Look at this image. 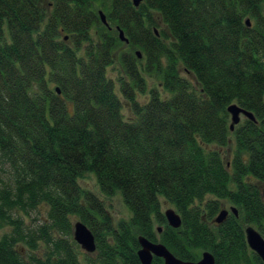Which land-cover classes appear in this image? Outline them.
Returning <instances> with one entry per match:
<instances>
[{
  "label": "trees",
  "instance_id": "obj_1",
  "mask_svg": "<svg viewBox=\"0 0 264 264\" xmlns=\"http://www.w3.org/2000/svg\"><path fill=\"white\" fill-rule=\"evenodd\" d=\"M263 8L264 0H143L138 8L132 0H0V230L11 229L0 237V264H140L139 236L183 261L207 251L215 264H263L244 234L252 226L264 237ZM116 27L128 39V119L107 75L122 45ZM144 75L166 96L150 89L140 105ZM231 104L256 121L231 132ZM88 173L100 195L121 196L128 221L115 225L80 185ZM161 200L180 228L167 225ZM224 201L237 217L216 225ZM41 209L44 223L26 230L25 216ZM71 217L95 237V257L84 263L69 241ZM37 241L45 253L25 260L17 247L35 250Z\"/></svg>",
  "mask_w": 264,
  "mask_h": 264
},
{
  "label": "rangeland",
  "instance_id": "obj_2",
  "mask_svg": "<svg viewBox=\"0 0 264 264\" xmlns=\"http://www.w3.org/2000/svg\"><path fill=\"white\" fill-rule=\"evenodd\" d=\"M262 10H263L262 12L264 13V8ZM157 30L159 31V33L164 32L167 36H169V32H168L167 28L165 27V25L160 20H159V27ZM91 35H92V39L96 40L95 31H92ZM121 44L122 45L119 46V48L117 49V51L114 54L113 64L107 68V75L114 82L115 93L117 94V96L119 97V99L121 101L123 117L125 119H128V118L132 117V113L130 111V107H129L128 103L126 102L125 98L121 94V82H123L122 79L124 78V81L127 80L125 78L123 72H122L121 57H122V55L129 53V49L127 47V44H125L123 42H121ZM134 52H139V51L134 50L132 53H134ZM138 59L140 60L141 64L144 62V55L140 54V52H139ZM181 73H182L183 77H185L189 81L193 82V80H194L193 77L191 75H188L185 72H183L182 68H181ZM144 78L147 82V92L145 94L137 93L135 95L136 101L140 105H144L148 101V96H149L148 91L150 89L157 88V90L159 92H161L163 97L166 96L163 93L162 86H160V81L158 78L148 77L145 75H144ZM244 119L245 118L241 116L240 123ZM233 146L234 145L232 143V138H231V140L229 142V147H227L223 150V156H224V159L226 162H229L231 159ZM80 185L84 189L90 190L92 193H94L98 198H100L102 200V203H104V205H105L106 209L108 210L110 216L112 217V221L115 225L121 220L128 221L130 214H129V211L126 208V206L123 204L121 196L119 194H115L111 197H105V196L100 195V192H99V189H98V186L96 183V179L92 174H89V173L85 174L84 178L80 180ZM230 206L231 205L225 201L221 203V209H223V208L228 209ZM167 209L175 210L170 204L161 200V212L164 213ZM45 218H46V212L42 209L40 211L32 212L29 216H25L24 222H25L26 230H34L35 231L42 223H44ZM78 221L79 220L76 217H71L72 234H71L69 241H70V243L71 242L73 243V247L76 250V252L78 253L79 259L84 263V256L85 255L95 257V254L94 253L93 254L85 253L80 248V246L74 241V239H73V225ZM159 226L160 225H158L157 223H154V225H153L154 228H158ZM10 231H11V229L9 227L1 229L0 230V237L4 233H8ZM156 235H158V234H156ZM36 246H37V248L35 250H30L29 248H27V247L24 248L22 246H18L17 249H18L19 253L21 254V256L25 260H27V256L30 255L31 253H33L34 255H38L39 257H41L45 253L44 252L45 247L41 242L37 241Z\"/></svg>",
  "mask_w": 264,
  "mask_h": 264
},
{
  "label": "water",
  "instance_id": "obj_3",
  "mask_svg": "<svg viewBox=\"0 0 264 264\" xmlns=\"http://www.w3.org/2000/svg\"><path fill=\"white\" fill-rule=\"evenodd\" d=\"M143 0H132L134 8H138ZM264 14V13H263ZM100 21L107 26L106 16L102 11L98 12ZM247 27H250V21H245ZM118 38L121 42L128 44V39L124 32L117 27ZM139 57V52H136ZM57 93L59 91L57 90ZM227 113L230 117L229 129L232 132L234 128L240 123L241 116L250 121H256L253 114L244 110L237 104H231L227 107ZM262 200L264 202V186L262 187ZM229 214L237 217V210L234 206L228 209H221L213 219V223L220 225L225 221ZM164 219L170 228L178 229L182 225L181 216L173 209H167L163 213ZM157 232L161 233V228H157ZM245 241L248 248L255 253L261 262L264 264V237L252 226H247L244 229ZM73 239L80 246V248L87 254H93L96 251L95 237L92 231L82 222L78 221L73 225ZM139 249L137 257L140 264H151L153 257L159 258L163 264H215L214 257L210 252H203L201 257L196 262L183 261L175 257L163 244L149 241L143 236L137 238Z\"/></svg>",
  "mask_w": 264,
  "mask_h": 264
},
{
  "label": "bare ground",
  "instance_id": "obj_4",
  "mask_svg": "<svg viewBox=\"0 0 264 264\" xmlns=\"http://www.w3.org/2000/svg\"><path fill=\"white\" fill-rule=\"evenodd\" d=\"M107 22V21H106ZM105 26V25H104ZM105 27H108V23H107V26H105Z\"/></svg>",
  "mask_w": 264,
  "mask_h": 264
},
{
  "label": "flooded vegetation",
  "instance_id": "obj_5",
  "mask_svg": "<svg viewBox=\"0 0 264 264\" xmlns=\"http://www.w3.org/2000/svg\"><path fill=\"white\" fill-rule=\"evenodd\" d=\"M116 30H117V27H116Z\"/></svg>",
  "mask_w": 264,
  "mask_h": 264
}]
</instances>
